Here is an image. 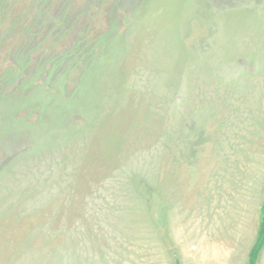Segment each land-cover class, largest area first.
<instances>
[{
	"label": "rangeland",
	"instance_id": "rangeland-1",
	"mask_svg": "<svg viewBox=\"0 0 264 264\" xmlns=\"http://www.w3.org/2000/svg\"><path fill=\"white\" fill-rule=\"evenodd\" d=\"M263 198L264 0H0V264H246Z\"/></svg>",
	"mask_w": 264,
	"mask_h": 264
},
{
	"label": "trees",
	"instance_id": "trees-1",
	"mask_svg": "<svg viewBox=\"0 0 264 264\" xmlns=\"http://www.w3.org/2000/svg\"><path fill=\"white\" fill-rule=\"evenodd\" d=\"M264 249V198L261 204V220L257 230V236L251 247L246 264H258ZM177 264H180L178 262Z\"/></svg>",
	"mask_w": 264,
	"mask_h": 264
}]
</instances>
